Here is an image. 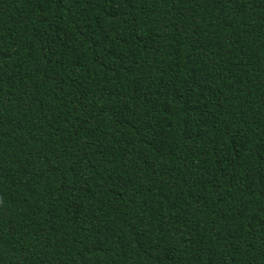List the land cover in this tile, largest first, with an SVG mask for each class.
I'll return each mask as SVG.
<instances>
[{
  "label": "trees",
  "instance_id": "trees-1",
  "mask_svg": "<svg viewBox=\"0 0 264 264\" xmlns=\"http://www.w3.org/2000/svg\"><path fill=\"white\" fill-rule=\"evenodd\" d=\"M0 264H264V0H0Z\"/></svg>",
  "mask_w": 264,
  "mask_h": 264
}]
</instances>
